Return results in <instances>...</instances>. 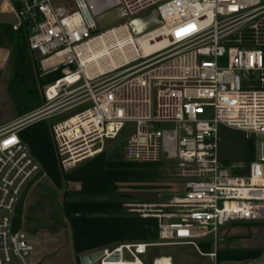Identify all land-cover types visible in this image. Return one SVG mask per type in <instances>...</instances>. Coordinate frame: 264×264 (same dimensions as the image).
<instances>
[{"label": "built area", "instance_id": "built-area-1", "mask_svg": "<svg viewBox=\"0 0 264 264\" xmlns=\"http://www.w3.org/2000/svg\"><path fill=\"white\" fill-rule=\"evenodd\" d=\"M262 4L264 0H0V12L11 17L13 31L38 63L39 76L62 75L45 87V105L0 127V264H25L34 251L23 233L12 230L20 197L41 171L18 132L59 115L48 112V106L66 90L83 89L85 99L81 111L50 128L63 173L99 155L106 142L132 124L123 160L171 164L184 186L165 204L123 205L140 218L157 221L155 241L120 244L79 259L101 252L92 264H149L151 248L186 246L216 262L227 227L264 223V40L257 37L264 25L255 22ZM117 9L125 18L98 29L94 20ZM146 12L155 28L139 34L144 26L134 17ZM147 36V44L165 38L167 45L142 54L138 39ZM75 76L76 81L62 83ZM219 126L244 133L247 142L257 140L254 160L223 163ZM204 244L210 251H203ZM115 253L117 260H109ZM162 258L172 264L163 256L150 264Z\"/></svg>", "mask_w": 264, "mask_h": 264}, {"label": "rangeland", "instance_id": "rangeland-1", "mask_svg": "<svg viewBox=\"0 0 264 264\" xmlns=\"http://www.w3.org/2000/svg\"><path fill=\"white\" fill-rule=\"evenodd\" d=\"M149 13L146 12L134 17L135 21H139L140 25L144 26L139 34L155 28V21L152 15L149 16ZM10 18L6 12H0V127L16 122L30 114L21 117L17 115L14 102L8 91L14 56L11 48L7 45V35L3 29L9 27L10 31L14 33L12 41L20 38L23 42L21 35L13 31ZM255 22L258 25H264V9L260 10V15L256 17ZM257 37L264 40V27L258 29ZM147 39L148 36L138 39L139 48L143 53H150L167 45L165 38L153 45L147 44ZM22 45L28 66L32 72L35 100L43 106L45 105V87L41 88L35 82L33 76H37L38 73L35 60L27 53L23 43ZM80 85L79 83L77 86ZM84 95L83 89H79L74 93H69L68 90L61 92L53 103L48 106V112L59 113L57 116L46 119L50 128L55 123L64 121L81 111L84 107L79 103L85 99ZM159 128L171 129V126L161 125ZM133 131L132 124L125 125L123 131L115 140L104 144L101 153L106 156H114L125 162L123 160V150ZM217 138L219 158L227 166H233L239 162L248 164L253 161V157L257 156L258 141L253 139L251 142H247L245 134L238 130L219 126ZM251 153L252 158L249 159ZM85 163L87 162H83L78 166ZM140 169L144 174L142 180L119 186V194L124 195L126 198L118 197L117 200L124 202V205L165 204L183 191V183L176 178L175 170L171 164L159 162L142 166ZM80 189L79 184L72 183L62 185V188L58 189L46 176L37 175L24 190L16 207L14 218L19 222L18 231L28 238L34 249L33 254L24 260L25 264H79L73 252L71 231L63 214L62 205L69 201H87L89 198L76 195ZM104 200L106 199H97V201ZM126 213L130 212L126 211ZM225 232L228 241L223 244V248L230 247L235 250L259 252L260 256L246 262L220 261L217 263L199 256L191 247L175 246L151 248L150 253L154 251L156 254L150 257L149 264L152 258L158 256L170 257L172 264H264V223L232 224L225 229ZM14 264L21 263L15 260Z\"/></svg>", "mask_w": 264, "mask_h": 264}, {"label": "trees", "instance_id": "trees-1", "mask_svg": "<svg viewBox=\"0 0 264 264\" xmlns=\"http://www.w3.org/2000/svg\"><path fill=\"white\" fill-rule=\"evenodd\" d=\"M7 45L14 56L12 75L8 91L14 102V108L19 117L34 112L41 107L35 100L32 72L24 55L20 38L14 39V33L5 27ZM249 40V39H247ZM250 43L244 42V46ZM36 69L38 63L35 61ZM41 88L52 85L62 78L60 72L45 77L33 76ZM19 140L26 146L32 159L41 171L39 176H46L56 188L65 184H79L80 191L76 195L89 198L87 201L65 202L62 205L63 214L71 231V242L76 260L79 256L105 248H112L125 243H148L157 239V221L151 218H140L136 213H126L124 202L118 197L119 186L136 183L144 178L142 166L153 164H134L123 162L116 157L100 153L85 161L87 163L76 167L68 173H63L58 164L50 125L46 120L38 121L18 132ZM252 158V153L249 156ZM254 160V157L252 158ZM67 194V193H66ZM75 196V195H74ZM72 197V196H71ZM106 199L97 201V199ZM83 215V218L77 217ZM18 220L13 217L12 230L18 231ZM228 241L225 236V242ZM223 243V244H224ZM216 253V262H246L260 256L259 252L223 248ZM204 252L210 251L207 244L201 245ZM156 252L152 251L151 255Z\"/></svg>", "mask_w": 264, "mask_h": 264}, {"label": "water", "instance_id": "water-1", "mask_svg": "<svg viewBox=\"0 0 264 264\" xmlns=\"http://www.w3.org/2000/svg\"><path fill=\"white\" fill-rule=\"evenodd\" d=\"M125 18V13L121 10V9H117L114 11H111L109 13L103 14L100 17H97L94 22L97 26L98 29L102 30L110 25H112L113 23L122 20ZM80 218H83L84 216H77ZM102 256L101 252H97L94 253L90 256H83L79 259V264H92L94 262H96L98 259H100ZM117 256L118 254L115 253V255L111 258H109V260H117Z\"/></svg>", "mask_w": 264, "mask_h": 264}, {"label": "bare ground", "instance_id": "bare-ground-1", "mask_svg": "<svg viewBox=\"0 0 264 264\" xmlns=\"http://www.w3.org/2000/svg\"><path fill=\"white\" fill-rule=\"evenodd\" d=\"M138 22V21H137ZM140 49V48H139ZM155 51V50H154ZM153 52V51H152ZM151 53V52H150ZM142 54H148V53H143ZM103 56V55H102ZM100 56V58L102 57ZM104 58H102L103 60ZM99 63V62H98ZM99 67V66H98ZM101 69V68H99ZM77 77H71V78H68L66 81H62V83H72L73 81H76ZM52 91H55V90H52ZM155 264H170L169 260L167 258H162V259H158L156 260V263Z\"/></svg>", "mask_w": 264, "mask_h": 264}, {"label": "crops", "instance_id": "crops-1", "mask_svg": "<svg viewBox=\"0 0 264 264\" xmlns=\"http://www.w3.org/2000/svg\"><path fill=\"white\" fill-rule=\"evenodd\" d=\"M225 234H226V232H225Z\"/></svg>", "mask_w": 264, "mask_h": 264}]
</instances>
